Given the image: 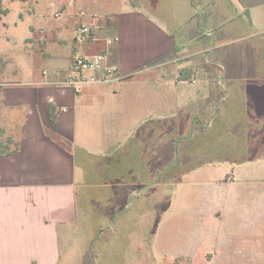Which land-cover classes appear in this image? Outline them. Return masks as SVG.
<instances>
[{"label": "crops", "instance_id": "1", "mask_svg": "<svg viewBox=\"0 0 264 264\" xmlns=\"http://www.w3.org/2000/svg\"><path fill=\"white\" fill-rule=\"evenodd\" d=\"M31 1L26 2L31 3L27 17L19 14V23L14 22V34L20 26L25 36L14 35V87L2 94L4 102L14 106L21 126L19 150L0 157V264H54L59 255V228L77 220L80 178H90L91 187L110 189L130 177L140 188H152L160 184L163 172L171 171L172 178L179 162L189 166L223 162L206 157L212 141L226 146L227 153L235 152L236 146L247 151L264 148V59L259 53L241 62L230 58L232 43L239 36L253 39L264 34V0H199L201 6L195 4L197 0H167L165 5L120 0L106 15L85 13L80 0H42L50 10L40 0ZM51 4L62 7L64 16L55 18ZM90 16L96 17L94 21ZM85 19L97 26L99 41L80 47L73 39ZM178 36L185 38L182 45ZM109 37L119 38L110 61L120 67L121 77L105 86L81 90L66 86L75 54L102 53ZM191 41L210 57L219 54L213 61H207L208 57L198 61L199 66L215 68V75L207 79L209 113H202L204 119L194 116L185 137L180 130V134H166L154 119L148 130L138 131L132 144L124 146L121 138L132 125L140 126L148 110L141 97L142 75L159 72L162 61L186 51ZM37 48L45 50L56 68L47 76L45 72L37 75L33 67ZM228 65L234 73H229ZM159 75L145 82L165 79L172 86L187 78ZM228 118V125L222 124L214 133L217 123ZM195 140L202 150L191 148ZM163 143L171 156L165 169ZM186 143L189 148L178 150ZM263 159L264 155H253L247 161L262 163ZM232 185L231 178L208 184L204 195L211 198L212 189L223 195ZM254 194L264 192L250 190L252 198ZM136 195L130 192L131 198Z\"/></svg>", "mask_w": 264, "mask_h": 264}, {"label": "rangeland", "instance_id": "2", "mask_svg": "<svg viewBox=\"0 0 264 264\" xmlns=\"http://www.w3.org/2000/svg\"><path fill=\"white\" fill-rule=\"evenodd\" d=\"M27 1L0 0V149L5 154L14 151L20 142V117L14 112V106L4 102L2 94L6 88L14 87V35L20 39L25 36V29L20 26H16L14 34V22L19 23V14L23 18L30 13L31 3L26 4ZM151 1L167 3V0ZM40 4L49 9L47 1L40 0ZM195 4L201 6L199 0ZM118 5L120 0L79 1L85 13L99 15L110 13ZM175 30L180 34L179 29ZM178 37L182 45L185 38ZM235 41L231 48L232 60L252 59L257 53L264 59V34L253 39L239 36ZM186 46L183 53L162 61L159 72L147 71L142 75L141 97L148 110L140 126L132 125L121 138L124 146L132 144L138 131L148 130L154 119L166 134L180 130L185 137L194 116L204 119L202 113H209L208 110L206 113L210 97L207 79L215 75V68L204 63L199 66L198 61L207 57V61H213L219 54L216 52L210 57L194 41ZM34 53L33 67L37 75L45 72L47 76L56 70L45 50L37 48ZM228 69L234 73L231 66ZM244 69L240 66V71ZM155 74L164 78L187 75V78L172 86L165 79L147 84L145 81L153 80ZM228 120L217 123L214 133L228 125ZM197 142L189 145L202 150ZM212 142L206 157L223 159V162L202 166L179 162L171 173L172 178H169L171 171L163 172L156 187L142 189L130 177L119 180L125 182L121 186L115 182L110 189L91 187L90 178L78 179L77 220L59 228V255L54 264H264V195L254 194L253 198L249 195L250 190L264 192V162L247 161L253 155H264V148L253 147L247 151L235 145V152L227 153L226 146ZM185 148H189L187 143L178 150ZM170 157L163 143L164 169ZM230 178L232 190L224 189L221 195V190L212 189L211 198L204 195L208 184ZM131 191L138 195L131 198ZM5 241L3 237L4 248Z\"/></svg>", "mask_w": 264, "mask_h": 264}, {"label": "built area", "instance_id": "3", "mask_svg": "<svg viewBox=\"0 0 264 264\" xmlns=\"http://www.w3.org/2000/svg\"><path fill=\"white\" fill-rule=\"evenodd\" d=\"M63 5V1L60 2ZM55 18L64 16V9L56 8ZM84 16V14H81ZM94 21L95 16H90ZM93 21L87 19L80 22L75 35L74 43L82 47L99 41L98 28ZM105 50L95 55H86L81 52L75 54L69 73L65 77L64 84L74 90H81L85 87L105 86L121 77L120 67L110 61L112 49L119 43L118 37L105 39Z\"/></svg>", "mask_w": 264, "mask_h": 264}, {"label": "trees", "instance_id": "4", "mask_svg": "<svg viewBox=\"0 0 264 264\" xmlns=\"http://www.w3.org/2000/svg\"><path fill=\"white\" fill-rule=\"evenodd\" d=\"M19 1H27V0H19ZM0 5H1V2H0ZM175 51L178 52L179 51V48L176 47ZM52 121H55V117L53 115H52ZM0 132H1V130H0ZM19 147H20V144H18V146H16V148L14 149V151H12L11 153H8V154H5V152H3L0 149V157L1 156H11V155H13L14 153H16L19 150Z\"/></svg>", "mask_w": 264, "mask_h": 264}]
</instances>
